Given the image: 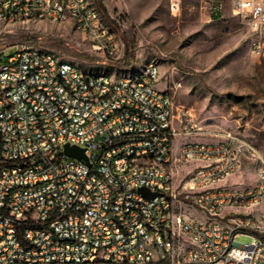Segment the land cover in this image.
Wrapping results in <instances>:
<instances>
[{
    "label": "built area",
    "instance_id": "1",
    "mask_svg": "<svg viewBox=\"0 0 264 264\" xmlns=\"http://www.w3.org/2000/svg\"><path fill=\"white\" fill-rule=\"evenodd\" d=\"M201 3L238 16L264 58V0ZM38 21L75 27L106 60L119 55L94 0H0V26ZM4 52L0 264H264L263 152L176 105L157 85L158 61L115 76L30 44ZM245 175L251 183L236 180Z\"/></svg>",
    "mask_w": 264,
    "mask_h": 264
},
{
    "label": "rangeland",
    "instance_id": "2",
    "mask_svg": "<svg viewBox=\"0 0 264 264\" xmlns=\"http://www.w3.org/2000/svg\"><path fill=\"white\" fill-rule=\"evenodd\" d=\"M94 1L117 32V58L96 55L83 33L51 21L1 25L0 51L5 49L6 57L17 45L30 44L75 61L88 73L115 76L156 60L157 85L171 92L176 105L193 108L202 124L232 131L264 154V58L251 52V32L238 16L229 11L213 16L201 0H181L179 9L172 0H101L102 6ZM177 171L181 182L187 170ZM236 180L252 181L248 175Z\"/></svg>",
    "mask_w": 264,
    "mask_h": 264
},
{
    "label": "water",
    "instance_id": "3",
    "mask_svg": "<svg viewBox=\"0 0 264 264\" xmlns=\"http://www.w3.org/2000/svg\"><path fill=\"white\" fill-rule=\"evenodd\" d=\"M65 154L69 157L85 160L88 163V157L85 154V149L76 145L65 144ZM140 191L148 197L155 195V192H150L146 187H141Z\"/></svg>",
    "mask_w": 264,
    "mask_h": 264
},
{
    "label": "trees",
    "instance_id": "4",
    "mask_svg": "<svg viewBox=\"0 0 264 264\" xmlns=\"http://www.w3.org/2000/svg\"><path fill=\"white\" fill-rule=\"evenodd\" d=\"M97 2H98V4L99 5H101L102 6V2H101V0H97ZM221 14H213V16H220ZM129 62H128V64L127 65H129L130 66V62H131V60H128Z\"/></svg>",
    "mask_w": 264,
    "mask_h": 264
}]
</instances>
